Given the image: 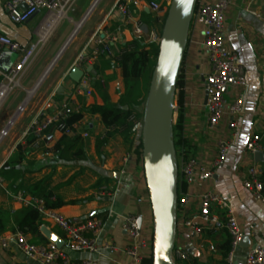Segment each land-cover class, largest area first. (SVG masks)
<instances>
[{
    "label": "crops",
    "instance_id": "obj_1",
    "mask_svg": "<svg viewBox=\"0 0 264 264\" xmlns=\"http://www.w3.org/2000/svg\"><path fill=\"white\" fill-rule=\"evenodd\" d=\"M6 1L0 0V35L12 39L23 48H29L39 39H43L44 46L37 56L43 54L41 60L36 62V58L21 79L19 90L22 98L0 116L1 131L27 101L9 137L0 147V170L19 146H25L29 138L26 131L38 115H50L67 101L82 112L94 105L102 106L104 102L98 90L100 86L105 89L112 104H121L125 93L122 71L111 59L122 47L138 40L133 26L125 21L118 6L126 5L136 20L145 25L146 36L139 42L149 50L150 46L157 45L155 40L162 33V25L149 10V4L155 1L166 7L171 3V0H85L81 3L78 0L65 17L50 16L46 9H42L26 23L15 25L8 17ZM215 2L199 0L200 4ZM99 40L103 41V45L98 44ZM202 43L203 28L192 25L181 71L184 81L183 132L193 147L190 158L196 159L200 166L208 167L217 158L219 141L231 139V119L224 115L216 130L209 131L207 128L205 79L210 73V64ZM225 43L238 54L245 69L248 86L244 96V113L238 118L237 136L232 139L233 145L225 165L210 180L187 185L185 193L191 201L178 214L175 246L183 249L189 259L177 264H226L230 237L225 229L205 230L199 235L182 226L184 220L196 221L200 197L208 191L216 192L229 202L244 234L235 264H245L248 252L257 244L264 245V204L258 202L243 186L248 170L254 166L261 169L264 161V154L257 159L246 150L247 143L254 135L264 134L262 1L232 0L225 15ZM104 46L110 47L112 58L103 52ZM83 53L91 58L90 63L82 67L94 80L91 96L75 93L79 83L70 79ZM18 59V54L3 51L0 69L8 72ZM239 92L240 88L233 87L226 96L232 99ZM48 104L51 108H47ZM141 127L140 122L129 137L122 132L117 133L99 148V141L104 138L107 129L99 115L85 113L81 121V132L88 135L83 138L85 160L61 158L64 145L59 146V142L64 135L51 129L46 137L37 139L30 146L27 161L18 167L23 174L24 185L46 181L54 194L65 203L76 201L74 205L67 204L57 210L64 218L99 220L105 224L100 242H109L116 250L103 256L71 253V258L76 262L133 264L125 252L132 241L123 229L124 218L129 215L143 218V235L149 241L152 239V208L143 161L137 153ZM113 173H119V176ZM8 185L5 182L9 190ZM22 209L23 206L14 203L0 187V210L14 213ZM48 228L58 229L53 226ZM8 232L11 231L5 233ZM56 234L60 238L63 236L61 231ZM30 239L33 241L32 237ZM211 245L215 251L210 250ZM0 260L5 264H36L24 258L14 247L5 251L0 246Z\"/></svg>",
    "mask_w": 264,
    "mask_h": 264
},
{
    "label": "built area",
    "instance_id": "obj_2",
    "mask_svg": "<svg viewBox=\"0 0 264 264\" xmlns=\"http://www.w3.org/2000/svg\"><path fill=\"white\" fill-rule=\"evenodd\" d=\"M77 1L7 0L5 9L13 24L22 25L42 9H46L47 14L50 16L65 17ZM250 1H262L264 3V0ZM231 3L232 0H216L215 3L211 4L198 3L193 16L192 25H198L203 28L202 46L207 53L210 64V73L205 79L207 93L205 103L206 125L209 131H214L220 125L224 115H228L231 119L229 126L231 139L219 141L217 158L208 167L200 166L194 158L180 162V179L188 186L194 182L210 180L225 165L233 145L232 139L237 136L238 118L244 113V96L248 86L245 69L240 62L238 54L230 50L225 43V15ZM169 6L170 4L166 7L162 6L155 1L149 4V10L162 27L168 14ZM118 9L125 21L133 26L137 40H142L146 36L145 25L140 20H136L135 15L131 13L126 5H119ZM152 35L157 36L155 33H152ZM160 38L161 34L155 40L157 45ZM98 44L103 45V41L99 40ZM43 46V39H39L29 48H23L12 39L0 35V58L3 51L19 55L18 62L8 72H3L0 69V109L9 95L16 89L21 88V79L31 67ZM103 52L112 58L113 55L109 46H104ZM90 60L89 55L83 53L78 58L77 66L82 69L83 66L90 63ZM93 81L92 76L84 71V76L75 93H85L87 96H91ZM233 87L240 88V92L234 98L228 99L226 94ZM26 103L27 101L0 131V147L9 137L15 120L23 112ZM47 108H51V105L48 104ZM80 110V108L74 107L70 101H67L54 113L50 115L40 114L35 117L27 129L26 135L41 139L46 137L51 129H55L67 137L80 135L82 138H87L88 135L81 132V123L72 127H68L65 123L71 115L80 112ZM174 111L175 115H177L178 106L176 103ZM246 150L252 156L264 154L263 134L254 135L247 143ZM260 176L261 169L257 166L251 167L248 170L243 186L251 192L258 202L264 204V188L260 181ZM0 187L14 203L23 206V208L34 209L50 227L58 228L62 232L63 236L61 239L64 243L62 248L52 242L34 243L23 232L15 231L4 233L0 236L1 249L9 251L14 247L22 253L24 258L36 264H92L89 261L76 262L71 258L70 254L90 253L103 256L116 250L113 244L100 242L105 227L102 221L85 218L66 219L57 211L51 210L43 198L30 195L26 191L10 192L5 187V181L2 178H0ZM190 201L187 193H180L177 202L178 214L180 211L185 210ZM138 219L139 217L136 215H129L124 218L123 229L132 241L125 252L133 260V264H146L145 261L152 258V239L149 241L145 238L142 229L140 230L139 228ZM182 226L199 235L205 230L225 229L230 237V249L226 254L225 261L226 264H235L244 234L229 202L221 198L216 192L208 191L204 193L200 197V211L196 221L195 219L184 220ZM210 250L215 251V247L211 245ZM188 259V254L183 249L175 246L173 251L174 262L177 264V262L187 261ZM245 264H264V245H255L248 252Z\"/></svg>",
    "mask_w": 264,
    "mask_h": 264
},
{
    "label": "water",
    "instance_id": "obj_3",
    "mask_svg": "<svg viewBox=\"0 0 264 264\" xmlns=\"http://www.w3.org/2000/svg\"><path fill=\"white\" fill-rule=\"evenodd\" d=\"M198 3L199 0H171L158 43V57L144 107L141 127L142 161L152 208L153 264H176L173 251L178 231L180 171L173 140L176 116L174 105ZM83 76L84 71L76 67L71 72L70 79L78 84ZM255 157L259 159L260 155ZM113 174L119 176V173ZM138 225L141 230L142 217H139ZM40 232L49 242L59 248L63 247L61 238L46 225L41 227Z\"/></svg>",
    "mask_w": 264,
    "mask_h": 264
},
{
    "label": "trees",
    "instance_id": "obj_4",
    "mask_svg": "<svg viewBox=\"0 0 264 264\" xmlns=\"http://www.w3.org/2000/svg\"><path fill=\"white\" fill-rule=\"evenodd\" d=\"M106 54V53H105ZM158 57V45L150 46L149 50L145 49L139 41H134L130 46H124L120 52L114 54L112 62L122 71L124 82V98L121 104H112L107 96L105 89L100 86L99 93L103 99L104 105L91 106L85 109V112L74 113L65 123L68 127H72L81 123L85 113L90 115H99L102 123L105 125L107 132L104 138L99 141V148L104 146L108 140L117 133H123L129 137L138 123H142L144 116V107L148 97L152 75L156 66ZM182 71V70H181ZM1 81V79H0ZM178 111L176 121L173 126L174 144L177 151V160L187 161L192 155L193 147L184 136V81L181 74L177 84L176 102ZM128 109L125 110L124 108ZM264 137V134H263ZM36 138L29 136L25 146H19L12 157L9 159L5 167L0 170V178L8 183V188L12 193L26 191L33 196L43 198L47 206L53 210L66 206L74 205L76 201L65 203L60 197L56 196L50 189L46 181H39L31 185H24L23 174L18 167L27 161L29 148L36 142ZM64 145L61 150V158L76 160H85L86 152L83 138L80 135L74 137L64 136L59 142V146ZM137 153L142 159V137L140 138ZM68 154L69 157H68ZM180 168V165H179ZM260 181L264 188V161L261 167ZM187 189L186 183L178 178V196L185 193ZM43 225L49 227L45 223L37 211L32 208L24 207L18 212H9L0 210V235L7 232L21 231L25 235L32 237L34 243H48L49 241L41 234L40 229ZM230 249V241L227 252ZM146 264H153L152 258L145 261Z\"/></svg>",
    "mask_w": 264,
    "mask_h": 264
},
{
    "label": "rangeland",
    "instance_id": "obj_5",
    "mask_svg": "<svg viewBox=\"0 0 264 264\" xmlns=\"http://www.w3.org/2000/svg\"><path fill=\"white\" fill-rule=\"evenodd\" d=\"M85 0H79V3L83 2ZM165 23V21H164ZM163 28V27H162ZM163 31V30H162ZM43 57V54H40L39 57L37 58L36 62H39L41 60V58ZM60 65H62V62H60ZM20 98H22V95L20 93L19 89H16L15 91H13L7 98V100L5 101V103L3 104L2 108L0 109V116L8 109H10ZM143 123V121H142ZM193 155V152H192ZM180 165V164H179ZM152 226H153V222H152ZM50 227V226H49ZM54 232L59 233L60 234V230L59 229H52ZM153 233V231H152ZM0 262L2 264H5L4 262H2L0 260Z\"/></svg>",
    "mask_w": 264,
    "mask_h": 264
},
{
    "label": "bare ground",
    "instance_id": "obj_6",
    "mask_svg": "<svg viewBox=\"0 0 264 264\" xmlns=\"http://www.w3.org/2000/svg\"><path fill=\"white\" fill-rule=\"evenodd\" d=\"M94 10V9H93ZM92 13V12H91ZM89 15V14H88ZM86 16V15H85ZM57 60V59H56ZM52 67V66H51ZM53 68V67H52ZM49 73V72H48ZM33 93V92H32Z\"/></svg>",
    "mask_w": 264,
    "mask_h": 264
}]
</instances>
